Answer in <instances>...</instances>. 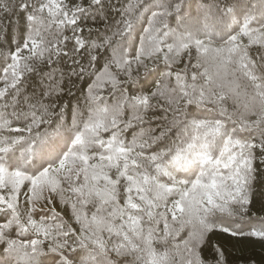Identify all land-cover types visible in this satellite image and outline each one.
Wrapping results in <instances>:
<instances>
[{"label":"snow or ice","instance_id":"6c2138e0","mask_svg":"<svg viewBox=\"0 0 264 264\" xmlns=\"http://www.w3.org/2000/svg\"><path fill=\"white\" fill-rule=\"evenodd\" d=\"M0 18L5 40L18 26L0 51V264L264 246V0H0Z\"/></svg>","mask_w":264,"mask_h":264},{"label":"trees","instance_id":"16d2710c","mask_svg":"<svg viewBox=\"0 0 264 264\" xmlns=\"http://www.w3.org/2000/svg\"><path fill=\"white\" fill-rule=\"evenodd\" d=\"M66 2V0H65ZM114 3H123L126 2V0H113ZM157 2H160V0H157ZM197 3H199V0H197ZM110 16L112 17L113 21L118 22L120 20V17L116 15V12L112 10L110 12ZM2 19V18H0ZM167 20L168 23L172 25L173 28L176 27L175 20L173 17H166L164 18ZM13 20L15 21V17H13ZM7 26V20L2 19V22H0V51L7 52L9 48L14 47V44L12 43L14 34L18 35L16 32V27L9 28L7 40H5L4 33L2 31L3 28ZM92 28V34L91 37L95 39L97 28H99L100 32L103 33L105 30L103 24L93 25L92 21L89 20L84 28V35L88 36V28ZM112 29L115 30V23L112 25ZM71 35V33H68ZM244 43H247V38H244ZM131 46V42H130ZM256 45L252 46L253 51L256 49ZM149 67H151V64H149ZM176 69L183 68V64H179L175 66ZM206 67H209V70L211 71V68L209 65H206ZM0 76H2V71H0ZM3 83L0 82V87H3ZM86 87V84L81 83L77 85L76 87L72 88V94L64 96V103L65 104H71L75 105L77 103V100H81L82 102V95H81V89ZM153 104H156L157 101L153 100ZM231 106V102L229 101V107ZM55 119V118H53ZM68 123H71V117L70 115L67 116ZM152 127L156 126V122L152 121ZM148 122L145 123L144 127L147 128ZM56 127V124L53 123L51 126H42L40 131L43 132L45 128L48 129V131H52ZM15 135V134H13ZM22 207H27L25 204H21ZM56 211L60 213V215L65 216V219H67V216L65 215V212L61 210L59 206L56 207ZM250 216L252 219H258L260 216H264V210H261L260 204L257 202L254 205L250 206ZM225 220L232 219L230 217H224ZM214 240L220 239L223 241L224 236L223 234H218L217 236L213 237ZM239 238H233L232 241L226 242V252H227V258L229 261V264H248V261H254L255 264H264V246H262L259 242H250L247 240H243L241 242H237ZM204 255L210 256L211 251L209 249H205Z\"/></svg>","mask_w":264,"mask_h":264}]
</instances>
